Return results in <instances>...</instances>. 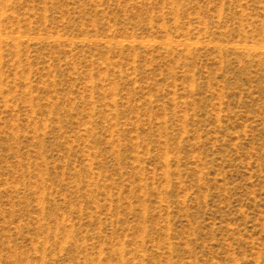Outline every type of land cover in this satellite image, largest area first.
Instances as JSON below:
<instances>
[{"label":"rangeland","instance_id":"374dc122","mask_svg":"<svg viewBox=\"0 0 264 264\" xmlns=\"http://www.w3.org/2000/svg\"><path fill=\"white\" fill-rule=\"evenodd\" d=\"M0 264H264V0H0Z\"/></svg>","mask_w":264,"mask_h":264}]
</instances>
